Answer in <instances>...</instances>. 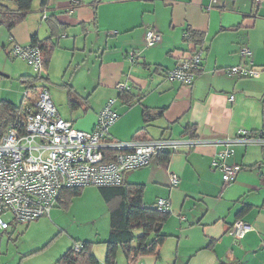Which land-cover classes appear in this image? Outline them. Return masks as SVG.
I'll use <instances>...</instances> for the list:
<instances>
[{"label":"crops","instance_id":"obj_1","mask_svg":"<svg viewBox=\"0 0 264 264\" xmlns=\"http://www.w3.org/2000/svg\"><path fill=\"white\" fill-rule=\"evenodd\" d=\"M8 6L9 13H16L14 3ZM25 15L9 29L0 11V50L10 56L16 43L28 45L34 37L38 43L51 39L45 79L30 84L36 75H25L20 69L14 72L29 80L25 89L35 90L38 85V89L45 87L51 92V84L67 89L76 111L74 118L65 119L75 126L95 129L99 112L110 99L118 98L115 109L120 117L110 130L113 139L186 138L189 128L205 141L195 149L163 153L170 155L167 160L159 154L149 166L137 169L154 167L148 172L152 180L146 176L132 180L137 170L125 175L126 183L144 185L145 204L156 206L166 189L169 195L164 198L171 201L170 217L162 231L168 235L166 241L155 254L131 263L120 248L126 264H264V145L234 146L226 162L241 166V170L229 184L214 164L222 149L214 141L236 137L240 130L264 131V0L259 4L254 0H220L215 4L210 0H48L45 5L43 0H34ZM149 29L162 35L154 46L145 41ZM244 47L252 51L250 58L241 55ZM135 50L139 56L132 62L130 54ZM196 51L201 53L202 67L194 82L169 81L167 72ZM95 58L100 61L98 73L86 77H93L96 83L91 87L85 82L81 90L78 77H74L87 60L94 66ZM1 59L0 55L4 69ZM251 62L260 71L256 77L225 72ZM66 65L74 68V76L59 75V68ZM0 76L12 75L0 72ZM120 83L127 88L118 89ZM54 90L58 107L64 99L61 89ZM33 92L30 97H34ZM11 95L4 89L0 100L17 105ZM24 101L23 95L19 105ZM145 110L153 114L149 124L144 121ZM171 173L179 176L176 186L170 183ZM149 186L158 190L153 202L146 200ZM178 195L186 199L180 209L175 200ZM186 203L190 205L185 209ZM239 221L249 226L240 238L233 233ZM84 241L93 242L92 253L100 264H107V245L96 250L98 240ZM67 250L48 264H56Z\"/></svg>","mask_w":264,"mask_h":264},{"label":"built area","instance_id":"obj_2","mask_svg":"<svg viewBox=\"0 0 264 264\" xmlns=\"http://www.w3.org/2000/svg\"><path fill=\"white\" fill-rule=\"evenodd\" d=\"M210 1L215 4L220 0ZM254 1L259 4L263 0ZM161 40L162 35L156 29H149L145 34L148 46ZM241 55L250 58L252 51L244 47ZM10 56L25 61L39 80L48 76L40 43H16ZM138 56L139 51L135 50L130 54V60L134 62ZM201 67L202 56L196 51L169 70L167 79L191 85ZM225 72L239 77H256L260 73L253 62L229 67ZM117 87L120 90L127 88L123 83ZM24 98L22 110L15 120L5 130L0 125V231L10 229L14 223L29 224L49 216L65 189L90 185L120 186L128 172L149 166L157 155L195 149L205 142L198 137L113 139L110 128L120 117L115 109L116 98L106 103L98 115L95 129L91 131L78 128L63 118L45 87L38 89L34 97H30L26 90ZM234 98L231 96V100ZM215 143L222 146L216 154L215 167L222 172L225 184H229L241 170V166L226 162L234 153V146L264 145V131L240 130L236 137L216 140ZM179 181L176 173L170 174L172 186L178 185ZM156 207L159 211L170 212L171 201L159 198ZM248 228L243 221L235 223L234 236L243 237ZM74 249L80 251L82 244H76Z\"/></svg>","mask_w":264,"mask_h":264},{"label":"rangeland","instance_id":"obj_3","mask_svg":"<svg viewBox=\"0 0 264 264\" xmlns=\"http://www.w3.org/2000/svg\"><path fill=\"white\" fill-rule=\"evenodd\" d=\"M0 55L2 57L1 63L5 65L4 69H2L3 66L1 65L0 72L12 75L9 78L0 79V92L4 89L10 90L13 100L19 105L26 90L30 92V95L34 94V92L33 89H25L27 86L25 82H29V80L25 76L22 78L18 77L17 72H14L15 69H20V71L25 72V75L29 76H35V74L30 66H27L21 60L12 59L8 54H4L3 50H0ZM86 62L88 63L74 77V79L78 77L77 86L81 90H83L85 82L91 87L95 85L96 80L93 77L88 78L86 75L93 73L96 77L100 64V61H97L96 58L94 66L91 60ZM13 64H16L17 67H13ZM10 68L13 69L8 71ZM58 73L62 77L65 75L67 78L75 75L74 68L68 69L67 65L63 69L59 68ZM51 88L52 91L49 92L53 101H55L54 95L56 94L54 89H61L59 92L64 102L62 105L58 104L59 109L58 107L57 109L60 110L59 112H61L62 116L64 118H74L76 110H72L73 106H71L68 90L55 84H51ZM118 109L120 110V104H118ZM114 125L111 126L110 130H112ZM153 168L148 167L145 171H135L134 175L136 177L132 180L144 178L145 176L147 177L145 178L146 180H152L154 177H149L148 172ZM172 190L175 191V189ZM146 194V200L153 202L158 195V190L149 186ZM168 195L169 189H166V195L160 196L165 197ZM175 200L177 201V207L180 209L182 200L186 199L182 195H178ZM185 205L186 209L190 204L186 203ZM176 215L177 213H175ZM137 233L139 234L140 232L138 231ZM109 236L110 204L104 199L98 186L90 185L84 187L81 194L72 195L66 202L58 203L49 216L41 217L29 224L19 223L4 233L0 232V253L2 254H0V259L2 264H48L51 261L54 263L57 256L73 246L76 241L98 240L95 245L96 250H99L100 248L104 249L106 246V243L101 241L109 239ZM117 262L126 264L125 256L121 250L118 253Z\"/></svg>","mask_w":264,"mask_h":264},{"label":"trees","instance_id":"obj_4","mask_svg":"<svg viewBox=\"0 0 264 264\" xmlns=\"http://www.w3.org/2000/svg\"><path fill=\"white\" fill-rule=\"evenodd\" d=\"M33 1L7 0L0 2V11L4 13V24L11 29L21 22L25 18L26 12L31 9ZM47 2L48 0H43L44 5ZM8 3L15 4L17 8L16 13H9ZM57 28L60 30V27ZM54 34L55 32L52 33V35ZM199 36L201 37L200 34ZM50 40L47 39L45 42H39L46 65L49 62L53 48V44H49ZM36 41L37 37H34L32 42ZM38 80V77H35L30 80V84H34ZM35 87L36 89L33 91L38 90L37 86ZM23 104L17 106L12 102L0 100V125L3 130L15 120L22 110ZM143 116L146 124H149L153 120V114L149 110H145ZM189 130L188 128V132L186 131L189 137H196ZM169 156V154H162L161 158L167 160ZM98 188L104 199L110 204V236L105 242L108 248L107 264H117V253L120 248L123 249L129 263L140 256L155 254L168 238V235L162 231L170 217V212L159 211L156 206H149L144 203L143 184H128L124 181L120 186H100ZM82 190L83 188L65 189L58 203L66 202L72 195L81 194ZM138 231L140 232L139 234L137 233ZM78 243L82 244L80 251L74 249ZM93 245L94 243L90 241H76L58 259L56 264H100L92 253Z\"/></svg>","mask_w":264,"mask_h":264}]
</instances>
